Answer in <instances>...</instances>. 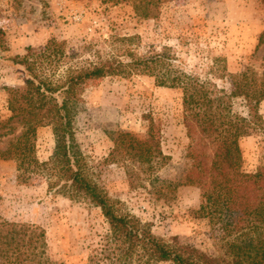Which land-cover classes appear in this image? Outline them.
<instances>
[{
  "label": "rangeland",
  "instance_id": "obj_1",
  "mask_svg": "<svg viewBox=\"0 0 264 264\" xmlns=\"http://www.w3.org/2000/svg\"><path fill=\"white\" fill-rule=\"evenodd\" d=\"M0 26L8 46L0 53V122L11 115L8 90L26 81L24 68L10 59L26 55L28 47L40 52L51 39L64 42L67 53L63 63L41 67L42 74L55 81L94 62H128L158 53L168 54L183 74L213 91L230 93L233 75L264 71L261 0H167L154 19L135 16L127 1L113 6L102 0H0ZM183 109L181 89L157 86L145 75L107 77L82 88L76 139L88 176L116 202L121 214L139 219L166 242L177 240L224 256L218 226L200 212L205 187L168 189L167 183L179 182L189 168ZM232 110L249 117L248 100L234 98ZM258 113L260 127L239 142L242 170L250 174L264 165V99ZM151 123L169 158L155 186L142 176L128 177V163L108 160L120 133L144 139ZM23 130L19 120L1 130L0 152ZM55 145L53 128H38L35 150L40 163L52 159ZM18 176L17 162L0 157V218L42 228L48 264H110L99 260L109 225L98 207L84 198L66 197L42 172L27 182Z\"/></svg>",
  "mask_w": 264,
  "mask_h": 264
},
{
  "label": "trees",
  "instance_id": "obj_2",
  "mask_svg": "<svg viewBox=\"0 0 264 264\" xmlns=\"http://www.w3.org/2000/svg\"><path fill=\"white\" fill-rule=\"evenodd\" d=\"M126 1L131 2L135 16L154 19L167 0H102V3L115 6ZM261 2L264 5V0ZM263 37L264 32L260 43ZM6 50V32L0 26V53ZM66 56L65 43L51 39L40 52L28 47L26 55L10 59L24 68L26 81L23 87L8 90L11 115L0 122V131L16 120L23 124L24 130L0 152V157L17 162L18 178L27 182L42 172L52 184L60 185L59 191L66 197L87 199L101 210L109 231L104 236L100 261L264 264V165L256 173L244 172L239 144L241 138L260 127L258 106L264 99V71L248 69L233 75L230 93L210 90L198 78L183 74L165 53L128 62L116 58L94 62L59 81L42 74L43 65L56 66ZM135 74L154 78L157 86L183 92V122L190 139L186 156L189 168L179 182L167 185L168 189L186 185L205 187L200 212L213 226H218L225 244L224 256L209 255L177 240L166 242L158 238L147 224L121 214L116 202L86 172L87 163L75 133L82 88L107 77L130 78ZM239 97L248 100L249 117L233 112V99ZM44 126L53 128L56 145L52 159L40 163L35 147L37 130ZM108 160L128 163V177L142 176L155 186L161 182L158 172L169 158L151 123L144 139L120 133ZM0 264H48L44 230L0 218Z\"/></svg>",
  "mask_w": 264,
  "mask_h": 264
}]
</instances>
